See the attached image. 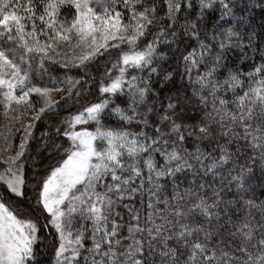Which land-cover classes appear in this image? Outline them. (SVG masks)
<instances>
[{"label": "snow or ice", "instance_id": "1", "mask_svg": "<svg viewBox=\"0 0 264 264\" xmlns=\"http://www.w3.org/2000/svg\"><path fill=\"white\" fill-rule=\"evenodd\" d=\"M236 7L0 0V264H41L45 230L48 264H264V203L233 221L223 199L264 177V48L228 67L255 35Z\"/></svg>", "mask_w": 264, "mask_h": 264}, {"label": "trees", "instance_id": "2", "mask_svg": "<svg viewBox=\"0 0 264 264\" xmlns=\"http://www.w3.org/2000/svg\"><path fill=\"white\" fill-rule=\"evenodd\" d=\"M193 2L195 3V0H193ZM236 4H237V7L235 9L236 15L238 17L244 16L247 18L245 36L247 37V34L249 32H253L255 35L252 38L251 46H248L247 39L244 40L245 48L243 50V56H247L249 59L243 60L241 49L239 48L233 49L227 54L228 67L230 69H235L243 64L244 66L241 68V71L247 72L249 71L247 65L252 62V59H255L256 62L258 63L259 50L261 48H264V0H236ZM206 18L208 19L207 28L209 31H211L213 28L212 21L219 18L218 6H217V11L209 12ZM192 44H195V41H192ZM178 60H179V53H177L175 58L169 60L168 63L164 64V67L168 68L169 71L175 70L178 66ZM179 71L181 72L183 71L182 64L179 65ZM202 71H204L203 68H201V72ZM196 76L197 73L194 71L192 73L193 81L196 79ZM220 79L221 80L224 79L223 74H221ZM176 83L177 85L181 83V79L179 75L176 76ZM182 83L184 85V88L181 89L182 94H186L188 97L191 98V103L188 108L189 115L192 116L199 114L200 109L203 106L200 105L198 99L192 95L194 86L188 83L187 76H185ZM196 87L198 88V86ZM66 91L67 89H65L60 96L66 94ZM60 96L57 99H59ZM161 96H163V94H161ZM153 99H154L153 97L149 96L148 103L151 104ZM227 99L231 100L232 96L228 95ZM164 103H167V101H164ZM37 107H39V105H37ZM210 107H211V97H209V108ZM109 119L115 120L114 117H111ZM187 122L194 123L195 121L192 120ZM3 123H4L3 121H0V130H2L3 128ZM131 130L138 131V129H136L135 127H132ZM37 135H39V132H37ZM16 143L18 144V140L16 141ZM240 162L244 163L243 158H241ZM0 163H2V160H0ZM227 167H231V165H228ZM254 171H255V176L248 181V185H250V187L247 194L237 193L235 186L233 185L231 191L226 192L223 195V199L226 202H231L229 215L231 216L233 221H237L240 217H243L246 213L249 212H251L254 222L260 220L261 218L259 208L256 209L244 208L243 211H240L243 201L245 200L252 199L254 203L257 205L264 203V188L261 187V183H260L261 180L264 179V177H261L258 166L254 169ZM189 179H191L190 175H189ZM208 179L211 180V176H209ZM216 184L219 185V178H217ZM186 186H187L186 184L182 185V187H186ZM139 199H140L139 197L136 198L137 207L139 206ZM145 201H147L146 194H145ZM221 207H223V205H221ZM124 219L127 220L128 217L125 215ZM225 219H228V217L225 216ZM41 223H43V220L41 221ZM125 234H126V229H125ZM40 235L44 242L42 244L37 245V252L39 253L38 259L40 260L41 264H48L49 259L54 253V247L52 244L53 235L47 234V230L42 232Z\"/></svg>", "mask_w": 264, "mask_h": 264}, {"label": "rangeland", "instance_id": "3", "mask_svg": "<svg viewBox=\"0 0 264 264\" xmlns=\"http://www.w3.org/2000/svg\"><path fill=\"white\" fill-rule=\"evenodd\" d=\"M62 93H63V91L60 93H57L54 98L57 99Z\"/></svg>", "mask_w": 264, "mask_h": 264}]
</instances>
